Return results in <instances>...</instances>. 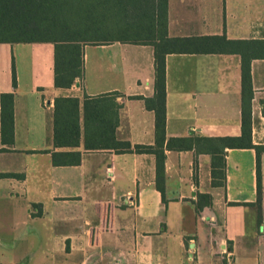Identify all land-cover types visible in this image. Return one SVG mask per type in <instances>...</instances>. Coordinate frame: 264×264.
I'll return each mask as SVG.
<instances>
[{
	"label": "crops",
	"instance_id": "1",
	"mask_svg": "<svg viewBox=\"0 0 264 264\" xmlns=\"http://www.w3.org/2000/svg\"><path fill=\"white\" fill-rule=\"evenodd\" d=\"M167 38L165 144L195 145L166 150L164 196L154 154L88 151L84 136L76 148L54 144L57 98L119 93L117 140L155 146L154 45H86L84 76L67 89L55 86L54 44L0 43V264H264V151L259 205L248 147H264V0H167ZM4 94L14 97L11 143ZM54 152L81 162L55 166Z\"/></svg>",
	"mask_w": 264,
	"mask_h": 264
},
{
	"label": "trees",
	"instance_id": "2",
	"mask_svg": "<svg viewBox=\"0 0 264 264\" xmlns=\"http://www.w3.org/2000/svg\"><path fill=\"white\" fill-rule=\"evenodd\" d=\"M78 10L86 22L99 23V28L85 26L91 36L102 28H123L135 34L130 38L99 36L98 40H88L84 30L71 29L66 23L67 10ZM109 23V25L107 24ZM95 26V25H93ZM89 31L87 32L88 35ZM99 33V32H98ZM123 33V32H122ZM213 45L225 48L234 42L222 37L212 39ZM114 42L151 43L155 51V97L146 100L147 108L156 113L155 146H132L129 142L116 138L119 125V104L115 97L119 93L97 97L85 96L59 97L55 100L53 115L54 144L57 148H76L84 136L88 151L114 150L117 153L154 154L157 159V188L164 196L165 158L168 149L192 148L195 141L189 138L171 139L166 142V88L165 55L173 48L175 40L167 38V0H0V43H52L55 45V86L71 88L74 81L84 76V47ZM16 86V73L13 74ZM243 86L251 89L250 66L243 64ZM2 103L3 142L11 143L14 130L12 94H4ZM243 119V132L246 134V111ZM249 131L250 127L248 128ZM248 133V131H247ZM6 134L11 138L6 139ZM207 142H219L222 146L241 147V139L221 138L217 140L202 138ZM248 147L257 151L258 200L261 203V152L264 147ZM55 166L78 165L80 152H54Z\"/></svg>",
	"mask_w": 264,
	"mask_h": 264
},
{
	"label": "rangeland",
	"instance_id": "3",
	"mask_svg": "<svg viewBox=\"0 0 264 264\" xmlns=\"http://www.w3.org/2000/svg\"><path fill=\"white\" fill-rule=\"evenodd\" d=\"M79 12H78V10H70L69 11V9H68L67 12L65 13L66 23L71 27V29H76V30H80V31L84 30V32L86 33V38L90 41L100 39L99 36H101V35L102 36L106 35V36H110V37H114V38L122 37V36H125V38H130V37L135 35L132 30L125 31V29H123V28H110L109 27V28H102V30L96 29V30H98L96 33V36L92 37L90 30L88 28H86L85 26L92 24V27L99 28L101 25H99V23L97 25V23L95 24L92 21L86 22L85 18L82 17ZM107 24L109 25V23H107ZM93 25H95V26H93ZM88 31H89V33L87 35ZM8 261L9 260H7V262Z\"/></svg>",
	"mask_w": 264,
	"mask_h": 264
}]
</instances>
